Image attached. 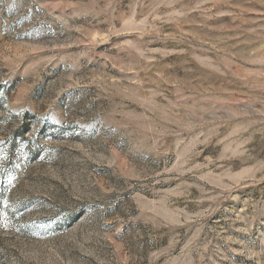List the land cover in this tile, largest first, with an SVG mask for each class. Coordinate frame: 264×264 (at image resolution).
Masks as SVG:
<instances>
[{
	"label": "rangeland",
	"instance_id": "1",
	"mask_svg": "<svg viewBox=\"0 0 264 264\" xmlns=\"http://www.w3.org/2000/svg\"><path fill=\"white\" fill-rule=\"evenodd\" d=\"M0 264H264V0H0Z\"/></svg>",
	"mask_w": 264,
	"mask_h": 264
}]
</instances>
